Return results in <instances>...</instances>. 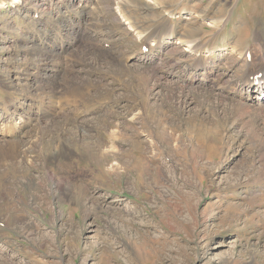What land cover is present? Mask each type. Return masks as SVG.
<instances>
[{
    "label": "rangeland",
    "instance_id": "obj_1",
    "mask_svg": "<svg viewBox=\"0 0 264 264\" xmlns=\"http://www.w3.org/2000/svg\"><path fill=\"white\" fill-rule=\"evenodd\" d=\"M89 2L87 23L58 26L79 47L43 60L33 14L64 1L0 0V101L29 98L39 133L22 157L0 153V264H264V103L239 96L264 82V0ZM52 117L74 121L47 158Z\"/></svg>",
    "mask_w": 264,
    "mask_h": 264
},
{
    "label": "bare ground",
    "instance_id": "obj_2",
    "mask_svg": "<svg viewBox=\"0 0 264 264\" xmlns=\"http://www.w3.org/2000/svg\"><path fill=\"white\" fill-rule=\"evenodd\" d=\"M10 2V5H18L20 0H8ZM59 3L66 5L63 11H57V14L55 13V15H53V17L50 16H45V15H40L38 12H35L33 15H36V19L37 22H39L36 26L35 29L32 31V33L30 34V36L27 37L28 42H26V44L28 45L29 49L32 52H35L37 50H39V52H41V56L43 60H54V59H58V56L60 54V52H62V50H75L79 47V45L77 46V41H74L75 37L73 38V41H71L70 43H67L66 45L62 44L60 41V31H59V27L60 23L69 19V18H74V16L76 17V14H78L81 20H84L86 23L88 22L87 19H91L92 18V13H93V7H91V2H89L90 0H57ZM147 1V0H146ZM154 1V0H153ZM47 2V1H46ZM139 3V2H138ZM143 5L146 4L145 2H142ZM142 3L140 2L141 6ZM63 4V5H64ZM96 4V3H95ZM40 5V4H39ZM147 5V4H146ZM225 6H228L225 5ZM13 7V8H14ZM18 7V6H17ZM15 7V8H17ZM143 7V6H142ZM146 7V6H145ZM44 9V8H43ZM18 11V10H17ZM231 11V7L229 10V13ZM44 14L45 11H43ZM23 13V12H21ZM25 13V12H24ZM23 13V14H24ZM33 13V12H32ZM228 13V14H229ZM26 15V14H25ZM32 15V17H33ZM27 16V15H26ZM25 16V17H26ZM29 16V15H28ZM27 16V17H28ZM228 16V15H227ZM227 16L223 17L219 23H224L227 20ZM35 18V17H34ZM94 19V18H93ZM78 21V19H77ZM91 21V20H90ZM214 24L213 26H217L215 21H211V24ZM77 24V23H76ZM84 25V23H83ZM77 26V25H76ZM79 26V25H78ZM212 26V25H211ZM87 27V26H86ZM79 28V27H78ZM88 29V28H87ZM87 31V30H86ZM89 31V30H88ZM91 31V30H90ZM42 32V33H41ZM76 32H79L78 29H76ZM85 36V35H84ZM89 37L92 41L94 40V38L92 35L89 34ZM23 39V38H22ZM26 40V39H25ZM72 40V39H71ZM77 40V39H76ZM90 40V42L86 43L89 45H84L85 48L90 51L92 54H96L97 57H100L101 60L106 62H110L108 63L109 65L111 64V62L114 61V57L112 55H110L109 52H107L106 50H102L101 52H98L97 47L92 43V41ZM25 44V43H24ZM44 45H47L50 47L51 53H47L49 55V58L47 57V55H44L41 49H38L36 47H42ZM77 46V47H76ZM27 48V47H26ZM43 48V47H42ZM86 50V51H87ZM44 51V50H43ZM141 51V50H140ZM146 52V51H145ZM77 53V52H76ZM37 54V53H36ZM144 54V53H143ZM142 54V55H143ZM146 54V53H145ZM76 55V54H75ZM78 56V55H77ZM157 56V55H156ZM44 57V58H43ZM94 57V56H93ZM133 57V55H130L128 58ZM157 58V57H156ZM34 60V59H33ZM109 60V61H107ZM139 65L137 66H144L142 68H146V69H150L147 66H150L149 64H151V66L153 65V61L150 59V55L146 54L143 57H136L135 59ZM44 63V62H43ZM53 63V62H52ZM37 64V63H36ZM55 64V63H54ZM59 65V63H57ZM113 64V68L116 69V66L118 67L119 64L116 63H112ZM111 64V65H112ZM42 65V64H41ZM56 65V64H55ZM110 65V68H112ZM36 66V65H35ZM131 66H135L132 64H129L128 67ZM136 66V67H137ZM140 66V67H141ZM26 67V66H25ZM196 71H201L202 68L199 66H194ZM31 68V67H30ZM49 68V67H48ZM109 68V69H110ZM141 68V69H142ZM41 69V66H36L35 69L33 71H31L30 73V82L33 81L34 79H36L37 74L39 73ZM204 69V68H203ZM32 70V69H31ZM42 70V69H41ZM63 70V69H62ZM152 71H154L153 69H151ZM194 70V71H195ZM61 71V67H54L52 66L50 70H47L48 78L53 79L52 81L54 82V87L55 90H57V82H58V78H59V74ZM110 71V70H109ZM116 71V70H115ZM114 71V72H115ZM149 71V70H148ZM63 72H65L63 70ZM117 72V71H116ZM46 74V73H45ZM150 74V73H149ZM195 74H197L195 72ZM62 75V74H61ZM64 75V74H63ZM62 75V76H63ZM206 75V73H205ZM9 76V75H7ZM46 76V77H47ZM121 76V75H120ZM248 76V75H247ZM264 77V75H262ZM6 77V76H5ZM17 77V76H16ZM40 77V76H39ZM251 77V75H250ZM249 77V78H250ZM18 78V77H17ZM26 78V77H25ZM45 78V77H44ZM63 78V77H62ZM61 78V79H62ZM67 78L64 77V79ZM247 78V77H246ZM255 78V77H254ZM29 79V78H28ZM63 79V80H64ZM74 79V78H73ZM208 78L206 77L205 79L203 77H200L198 80L196 81H203V80H207ZM23 80V79H22ZM27 80V79H26ZM25 80V81H26ZM194 80V79H193ZM264 80V79H263ZM262 80V81H263ZM7 81V82H6ZM6 84L10 83V80H6ZM35 81V80H34ZM62 81V80H61ZM192 81V80H191ZM52 82V83H53ZM66 82V81H65ZM13 83V82H12ZM24 83V82H23ZM74 83V82H73ZM248 83V82H246ZM258 83V82H257ZM35 84V83H34ZM65 84V83H64ZM245 84V83H244ZM16 85V84H15ZM30 86L32 85V83L29 84ZM37 85V84H36ZM35 85V86H36ZM253 84H251L249 87H251ZM254 85H256L255 88L253 89H248L247 92L241 93V95H239L240 97H242L245 102H249L250 100H253V98H256V102L253 104V106H258L264 103V82H259L258 84L254 83ZM65 86V85H63ZM71 86V85H70ZM26 87V86H25ZM37 87V86H36ZM72 89L74 91H76L77 93L81 92V88L77 85V84H73ZM31 88H33V85L31 86ZM61 88V87H60ZM244 89V88H243ZM30 90V89H29ZM54 90V91H55ZM72 90V91H73ZM28 91V90H26ZM36 92V91H35ZM51 92V91H50ZM75 92V93H76ZM242 92V91H241ZM51 96V95H50ZM239 97V98H240ZM233 99V98H232ZM258 99V101H257ZM235 101V100H234ZM240 102V101H238ZM243 102V101H242ZM244 102V103H245ZM234 103V102H233ZM34 104V103H33ZM32 104V106H33ZM39 104V103H38ZM37 104V105H38ZM247 104V103H245ZM30 105V99L29 98H24L22 101L21 99H13L12 97L8 96V100L7 101H0V153L5 156V155H10L11 158H13L14 156L16 157H22L27 150L30 149L31 145L35 142L31 136L33 131H35V134H37V128L34 129V127L32 126L31 123H29V121L26 118V115H28V108L27 106ZM36 105V107H37ZM247 106V105H246ZM249 106V105H248ZM259 107V106H258ZM38 109V113L36 114L37 120H38V125L37 127H41V119H44V115L43 112L45 113L46 109L39 107ZM66 117V116H65ZM58 118V117H57ZM55 117H52L50 120V124L48 126L49 130H52V137H53V141H52V146L46 149H44L43 151V155L47 158L51 157L52 155L56 154H63L62 152H60V132L63 130L61 129L60 126L63 125V122L67 121H71V123L74 120H66V118H64V121L62 122L61 120L57 119ZM68 118V117H67ZM75 122H78L77 120H75ZM62 124V125H61ZM66 124V123H64ZM60 127V128H59ZM44 130V129H42ZM39 134V133H38ZM42 134L41 133V138H42ZM46 134V133H45ZM82 136L83 139L85 138L87 140L86 137H90L91 135H89L86 131H84L82 129ZM44 137V136H43ZM51 137V136H50ZM8 145V150L7 152L3 151L1 148H3L4 145ZM35 144V143H34ZM50 144V143H49ZM16 145V146H15ZM37 145V144H36ZM68 146V145H66ZM66 148V147H65ZM63 151V150H62ZM69 152V151H68ZM6 153V154H5ZM12 155V156H11ZM65 158V157H64Z\"/></svg>",
    "mask_w": 264,
    "mask_h": 264
}]
</instances>
